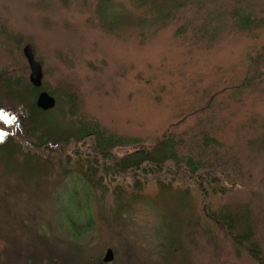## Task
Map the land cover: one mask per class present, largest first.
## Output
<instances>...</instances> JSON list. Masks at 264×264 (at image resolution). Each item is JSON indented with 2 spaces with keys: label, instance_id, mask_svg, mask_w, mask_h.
<instances>
[{
  "label": "rangeland",
  "instance_id": "1",
  "mask_svg": "<svg viewBox=\"0 0 264 264\" xmlns=\"http://www.w3.org/2000/svg\"><path fill=\"white\" fill-rule=\"evenodd\" d=\"M182 2L168 22L165 4L152 0H0V69L26 78L21 50L30 44L45 87L56 97L73 93L76 112L108 131L145 144L172 128L203 131L202 109H224L216 88L243 70L248 45L264 42V26L248 34L229 25L227 16L245 10L264 17V0ZM180 23L186 32L173 34ZM0 107L12 106L3 101ZM223 116L224 142L246 171L237 179L241 186L225 193L199 190L193 174L176 172L172 164L158 179L142 181L107 172L93 189L72 171L74 159L62 145L61 157L54 156L58 147L39 158L17 155L43 161L46 173L34 177L2 162L0 264H97L107 247L114 259L106 264H253L243 247L238 256L229 251L222 229L201 216L209 207L238 214L248 225L240 206L246 204L254 218L252 239L264 256V88L234 101ZM1 119L14 128L9 111ZM113 150L120 155L125 148ZM58 159L65 163L49 164ZM72 195L79 198L78 213Z\"/></svg>",
  "mask_w": 264,
  "mask_h": 264
},
{
  "label": "trees",
  "instance_id": "2",
  "mask_svg": "<svg viewBox=\"0 0 264 264\" xmlns=\"http://www.w3.org/2000/svg\"><path fill=\"white\" fill-rule=\"evenodd\" d=\"M152 1L156 6L158 3L165 4L162 16L167 14L170 17L168 22L176 20L174 15L180 10L174 11L173 8H178L183 3L182 0H176V2L171 0ZM227 22L239 31L249 34L252 26H264V17L245 10H233L227 16ZM111 23L112 20L107 25L109 26ZM185 28V24L180 23L175 27L173 34L183 35L186 32ZM246 48L243 70L223 83L221 88H216L219 90L217 92L224 97V109L209 107L210 112L205 108L207 106L202 109L201 121L205 124L203 131L199 129H196L195 132L190 129L178 131L172 128L155 136L147 144L138 137L110 132L95 119L86 117L82 113L78 114L75 106L76 97L73 93L62 91V95L56 97L45 87L44 82H42L41 88H35L29 83L27 77H18L6 68L0 69V103L5 101L12 106L11 111L9 107L3 109L0 107V164L10 161L22 175L23 172H26L25 175L31 174L34 177L41 172L46 173L48 168L43 167V161L33 162L28 158L18 160L17 155L24 156L26 154L28 157H33L35 153V158H39L41 157L39 152L42 155L51 153L58 147L59 152H55L54 156L61 157L62 145L66 146V151L70 152L74 159L75 164L72 171L79 174L84 182L93 189L104 184L107 172L111 174L113 171L128 172L132 174V177L142 181L144 178L147 180L148 177L155 179L164 171H170L171 169L166 166L172 164L176 172L183 170L193 174L198 179L196 187L199 190L205 188L213 193H225L232 189L233 184L239 183L237 179L242 174L244 176L246 171L242 173L239 155L224 142L223 133L226 123L223 112L230 107V104L239 101L252 89L264 88V42H260L258 47L253 44L250 48L249 45ZM40 89L55 98L54 108L42 111L36 107L35 98ZM58 99L62 100V104L57 103ZM79 107L82 109L81 102ZM4 111H9L12 114L13 129L16 128L14 132L12 128L7 127L8 121L4 124L1 119ZM227 113L231 114V111ZM58 115L64 122L57 123ZM19 122L21 125L16 126ZM79 144L80 146H78ZM118 146L125 148V151L120 155L113 150ZM79 148L87 150H79ZM81 157V160L84 161L75 162L79 161ZM56 161V164L54 162L49 164L65 163L63 159ZM220 167H224V170H221ZM240 186L241 184H238L236 188ZM160 188L164 190L165 185H160ZM71 198L75 212L78 213L79 198L75 195H72ZM240 206L247 210L250 216L247 220L252 223L254 218L251 211L246 204L242 203ZM81 211L80 208V213ZM204 211L205 213L202 212L204 217H201L204 221H209L222 229L229 251L238 256L239 248L243 247V250H246L248 254L243 252L253 264H264V256L258 255L261 253V247L256 238L257 235L255 238L258 246L252 239L251 234L255 235L256 232L254 233L255 227L253 229L250 222L246 225L241 219L242 216L223 210L213 211L207 207ZM86 213L88 212L86 211ZM161 218L165 222H171L166 216H161ZM248 246L251 248L249 249Z\"/></svg>",
  "mask_w": 264,
  "mask_h": 264
},
{
  "label": "water",
  "instance_id": "3",
  "mask_svg": "<svg viewBox=\"0 0 264 264\" xmlns=\"http://www.w3.org/2000/svg\"><path fill=\"white\" fill-rule=\"evenodd\" d=\"M22 53L27 61L29 67V81L34 87H40L42 84V69L38 61L35 60L32 48L29 44H26L22 48ZM55 104L54 98L45 91H40L36 98V106L42 110H48ZM113 259V251L111 248H107L102 262L106 263ZM102 264V263H98Z\"/></svg>",
  "mask_w": 264,
  "mask_h": 264
}]
</instances>
